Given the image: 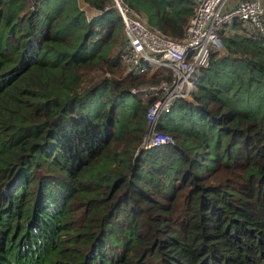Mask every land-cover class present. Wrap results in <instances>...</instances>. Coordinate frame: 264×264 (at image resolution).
Returning <instances> with one entry per match:
<instances>
[{
	"label": "trees",
	"instance_id": "trees-1",
	"mask_svg": "<svg viewBox=\"0 0 264 264\" xmlns=\"http://www.w3.org/2000/svg\"><path fill=\"white\" fill-rule=\"evenodd\" d=\"M83 1L97 12L0 0V264H264L261 35L223 24L190 98L154 124L172 142L141 147L136 86L159 75H114L120 17ZM144 1L181 36L192 1Z\"/></svg>",
	"mask_w": 264,
	"mask_h": 264
},
{
	"label": "built area",
	"instance_id": "built-area-1",
	"mask_svg": "<svg viewBox=\"0 0 264 264\" xmlns=\"http://www.w3.org/2000/svg\"><path fill=\"white\" fill-rule=\"evenodd\" d=\"M192 12L188 16L181 36L169 35L148 24L146 16L131 7L126 0H109L103 8L112 6L117 11L124 33L119 49L123 76L141 75L148 70L159 77L137 85L136 90L146 102L144 147L172 142L167 132H158L154 124L174 99L190 98L195 88L193 72L208 63L209 51L221 47L218 30L233 17L248 21L262 37L261 0H190ZM230 1L228 6H225ZM32 6V2L30 3ZM107 75L108 71H104Z\"/></svg>",
	"mask_w": 264,
	"mask_h": 264
},
{
	"label": "rangeland",
	"instance_id": "rangeland-1",
	"mask_svg": "<svg viewBox=\"0 0 264 264\" xmlns=\"http://www.w3.org/2000/svg\"><path fill=\"white\" fill-rule=\"evenodd\" d=\"M27 1H29L28 8H30V3H31L32 0H27ZM128 1L130 2V4L132 6H134L136 9L140 10L146 16V19H147L148 6H147V3L144 0H128ZM78 4L86 12V15L87 16H89V15L94 14V13L97 12L96 9L92 8L90 5H88L83 0H78ZM147 22H148V24L153 25V23L151 21H149L148 19H147ZM119 70L120 69H118V71H115L113 74L119 76L122 73V71L121 70L119 71ZM108 74L111 75L112 73L108 71ZM138 86H139V84H138ZM139 95L140 96H143L141 92L139 93Z\"/></svg>",
	"mask_w": 264,
	"mask_h": 264
},
{
	"label": "water",
	"instance_id": "water-1",
	"mask_svg": "<svg viewBox=\"0 0 264 264\" xmlns=\"http://www.w3.org/2000/svg\"><path fill=\"white\" fill-rule=\"evenodd\" d=\"M92 7V6H91ZM93 8V7H92ZM150 127L149 126H147L146 125V130H148ZM144 140H145V136L143 137V139H142V141H141V143H140V145L139 146H141V147H143L144 146Z\"/></svg>",
	"mask_w": 264,
	"mask_h": 264
},
{
	"label": "bare ground",
	"instance_id": "bare-ground-1",
	"mask_svg": "<svg viewBox=\"0 0 264 264\" xmlns=\"http://www.w3.org/2000/svg\"><path fill=\"white\" fill-rule=\"evenodd\" d=\"M86 8V7H85ZM89 9V8H88Z\"/></svg>",
	"mask_w": 264,
	"mask_h": 264
},
{
	"label": "crops",
	"instance_id": "crops-1",
	"mask_svg": "<svg viewBox=\"0 0 264 264\" xmlns=\"http://www.w3.org/2000/svg\"><path fill=\"white\" fill-rule=\"evenodd\" d=\"M85 12V11H84ZM86 13V12H85Z\"/></svg>",
	"mask_w": 264,
	"mask_h": 264
}]
</instances>
